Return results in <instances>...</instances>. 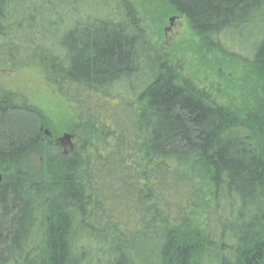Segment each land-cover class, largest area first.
<instances>
[{"label": "trees", "instance_id": "obj_1", "mask_svg": "<svg viewBox=\"0 0 264 264\" xmlns=\"http://www.w3.org/2000/svg\"><path fill=\"white\" fill-rule=\"evenodd\" d=\"M165 1L216 51L264 28V0ZM134 11L0 0V65H39L75 113L61 150L44 114L0 89V264H264V35L234 110L157 55Z\"/></svg>", "mask_w": 264, "mask_h": 264}, {"label": "rangeland", "instance_id": "obj_2", "mask_svg": "<svg viewBox=\"0 0 264 264\" xmlns=\"http://www.w3.org/2000/svg\"><path fill=\"white\" fill-rule=\"evenodd\" d=\"M127 2L134 8L143 36L157 55L170 61L181 76L190 80L217 105L234 110L244 108L247 102L244 96L255 89L246 75L244 62L251 57V40L263 37V25L235 34L237 45H231L228 37H222L220 40L225 52H220L203 45L187 20L175 13L165 0ZM0 89L25 97L28 105L44 114L49 124L44 132L53 134L50 144L61 150L72 146L73 138L66 142L57 140L64 135L72 136L70 125L75 122L74 109L46 80L39 65L18 68L0 65ZM7 174L0 167L1 181ZM200 196L194 222L203 227L212 198L211 188L202 182Z\"/></svg>", "mask_w": 264, "mask_h": 264}, {"label": "water", "instance_id": "obj_3", "mask_svg": "<svg viewBox=\"0 0 264 264\" xmlns=\"http://www.w3.org/2000/svg\"><path fill=\"white\" fill-rule=\"evenodd\" d=\"M46 135H49V133L47 131H45ZM72 138V136L70 135H64L63 137L59 138L57 141L58 142H66L69 141ZM0 181H1V176H0Z\"/></svg>", "mask_w": 264, "mask_h": 264}]
</instances>
